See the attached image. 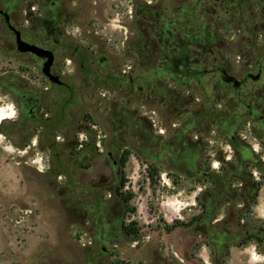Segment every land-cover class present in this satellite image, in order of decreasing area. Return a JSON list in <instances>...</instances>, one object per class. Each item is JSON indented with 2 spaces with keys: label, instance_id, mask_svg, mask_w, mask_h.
Listing matches in <instances>:
<instances>
[{
  "label": "rangeland",
  "instance_id": "obj_1",
  "mask_svg": "<svg viewBox=\"0 0 264 264\" xmlns=\"http://www.w3.org/2000/svg\"><path fill=\"white\" fill-rule=\"evenodd\" d=\"M68 3L72 15L67 30L77 35V41L89 45L95 55L98 44L109 45L104 49L109 62L106 70L100 71L104 75L98 76L97 86L85 92L83 88L88 81L92 82V76L82 82L72 75V46L65 51L59 45L47 46L53 48L55 60L63 62L64 80L72 85V92L51 86L52 94H74V106L71 107L75 112L74 153L56 144L54 150L59 153L53 161L54 172L47 169V160L53 155L47 149V142L42 143L33 136L32 142L24 144L11 133L15 108L12 98L0 88V105L6 107L11 118L0 123V264H88V261L91 264H264V176L253 165H246L244 169L250 172L253 181L260 183L256 196L254 189L233 178L229 182L231 196H224L217 204L212 201L211 219L199 223L204 218L205 193L214 187L211 174L223 175L229 163H235L234 148L226 134L229 132L228 135L243 139L264 160V136L260 140L253 131V126L260 124L245 115L243 107L238 109L240 116L232 126L226 120L220 131L217 130L216 125L222 119L215 110L228 109L234 102L218 96L213 90L215 73L192 78L189 90L175 85L182 94L191 95L192 101L183 106L187 107V113L179 114L181 108L168 110L146 92L141 97L122 96L114 82L115 71L110 66L115 64L120 68L130 63L120 44L127 33H121L114 25L110 32L75 33V0ZM163 4L171 6L172 0H163ZM259 7L257 3L256 31L215 33L216 39L222 42L218 52L232 59L217 62L229 64L230 73L236 76L241 75L248 62L247 69L256 72L257 60H236V56L246 43L255 42V46L264 47V29L261 28L264 16L258 15ZM166 13L171 18L178 17L170 11ZM131 14L128 11L125 17L129 20ZM112 18L122 19L118 15ZM16 21L19 29H26L30 23L23 13ZM112 24L121 23L112 21ZM5 35L6 28L0 18V76L16 73L33 78L38 73L36 68L23 61L30 60L31 56L12 53ZM260 61L264 63V60ZM206 67L210 68V64ZM263 78L264 69L261 80ZM46 85L50 86V83ZM68 109L64 107L61 111ZM199 111L205 113L204 118L196 117ZM121 114L123 118L117 120V115ZM138 116L145 117L152 132L162 138L160 148L149 150V155L141 154L139 149V142L143 140L141 127L144 129L148 125L144 127L138 123L130 130L124 122ZM88 122L94 127L85 129L84 124ZM180 131L196 141L200 148L197 157L199 174L189 171L187 166L172 167L161 148L166 142L165 148L170 150V138ZM79 144L92 162L89 168L75 166L72 171L66 166L65 157L75 154V160L79 159ZM107 152L120 165L114 169L115 180L110 190L103 194H111L121 206L124 196L120 193L132 194L123 222H133L137 232L126 236L121 231L116 242L101 241L92 245L90 235L95 227L90 221L83 224L76 218L74 226L70 208L73 202L91 200L82 192L92 188L88 182L90 177L97 178L101 171L108 173L110 158L106 157ZM81 174L86 177L79 184L76 178ZM121 180L124 183L118 189ZM212 236L222 240L217 258ZM87 249L94 251V255L88 256ZM97 258L102 262H97Z\"/></svg>",
  "mask_w": 264,
  "mask_h": 264
},
{
  "label": "flooded vegetation",
  "instance_id": "obj_2",
  "mask_svg": "<svg viewBox=\"0 0 264 264\" xmlns=\"http://www.w3.org/2000/svg\"><path fill=\"white\" fill-rule=\"evenodd\" d=\"M69 0H0V9L7 13L9 22L17 26L16 19L22 13L30 20L26 29H19L21 37L29 43L49 48V44L59 45L62 51L69 50L70 62L73 65V76L88 81L92 76V82H87L83 90L89 91L95 88L101 70H106L109 62L104 49L109 47L105 42L98 44V53L95 55L89 45L77 41L78 37L67 30V23L71 18ZM176 3L178 5H176ZM259 4L258 15L264 16V0H172V5L163 4V0H75V33L97 34L110 32L114 25L121 33H127L120 44L129 64L118 67L113 64L115 71L117 90L122 96L141 97L144 92L152 96L160 104L173 111L181 108L187 113V107H183L192 101L190 94H182L179 88L189 90L191 80L196 76L216 74L213 90L218 96L233 101L228 109L217 108L215 114L220 120L216 128L218 131L230 121V126L240 116L239 108H245L246 114L252 117L260 126H253V131L261 140L264 136V78L261 75L264 69V47L246 43L236 60H257L256 72L247 69L248 62L241 70V75L230 73V65L218 64L217 60H232L220 54L222 42L216 39V32H254L257 30L255 22L256 4ZM165 5V6H164ZM131 7L129 10L128 8ZM131 12L130 19L125 16ZM172 15L178 17L171 18ZM120 16L122 19L112 18ZM0 18L6 28L5 41L9 43L14 54H28L30 60H23L32 64L37 74L24 76L10 73L8 76H0V88L12 98L15 115L12 117L11 133L20 138L24 144L32 142L33 136L40 141L47 142V149L53 152L48 159V172H54L53 161L57 160L59 152L54 150L56 144L68 148L71 153L75 149V112L74 94H52L51 86L64 88L72 92V85L64 80L63 62L54 60L50 66V72L58 75L61 83H52L42 70L43 59L35 57L32 53H18L16 51L15 33L9 29L4 15ZM112 21L121 24H112ZM264 29V25H261ZM95 45V43H94ZM219 54H218V53ZM64 55V53H63ZM257 55V56H255ZM210 64V68L206 65ZM258 74V76H256ZM228 75H234L239 82L228 79ZM40 82H36V81ZM259 85H256L259 81ZM49 82L50 86L46 85ZM256 85V86H255ZM190 95V96H189ZM253 97V98H251ZM64 107H69L67 111ZM186 108V109H185ZM61 111V112H60ZM204 118L205 113L197 112ZM204 115V116H203ZM207 115V114H206ZM222 115V116H221ZM11 119V118H9ZM221 125V126H220ZM94 127L89 122L84 124L85 129ZM156 138V146L160 148L161 135L152 132ZM56 133L60 134L57 136ZM229 133V132H228ZM226 134L231 141L233 135ZM170 139L179 145V158H192L198 151L196 141L190 140L183 131L173 135ZM95 142V139L92 138ZM170 145V144H169ZM80 158L75 160V154L65 157L66 166L89 168L92 158L87 154L82 144ZM165 142L161 148L165 150ZM236 154V151L234 150ZM170 155L168 151L165 152ZM199 154V153H198ZM108 173L98 172L97 178L90 177L88 182L92 188L82 192L83 196H90L86 203L83 200L73 202L71 214L73 225L75 218L79 222L87 223L95 227L90 235V244L101 241H118L119 233L126 236L137 232L134 223L125 224L123 221L128 212V201L123 205L113 200L112 195L105 196L104 191L110 190L111 183L115 180L114 169L117 168V160L107 152ZM199 174V173H198ZM86 174L76 178V182L82 184ZM81 224V223H80ZM135 230L134 233H129ZM122 231V232H121ZM215 254H219L221 246L213 245ZM104 248H101V252ZM88 256H93L94 251L87 249ZM104 253H100L103 255ZM97 262L102 259L97 258ZM88 264H91L88 261ZM93 264V263H92Z\"/></svg>",
  "mask_w": 264,
  "mask_h": 264
},
{
  "label": "trees",
  "instance_id": "obj_3",
  "mask_svg": "<svg viewBox=\"0 0 264 264\" xmlns=\"http://www.w3.org/2000/svg\"><path fill=\"white\" fill-rule=\"evenodd\" d=\"M198 77V76H196ZM193 78H195L193 76ZM123 114L121 116L117 115V120H120L123 118ZM204 116V115H203ZM196 117H200L199 115ZM127 124L128 129L131 130L132 126H136L138 123L144 125H148L146 128H142L143 130V140H140L139 142V149L141 154L149 155V150H155L156 149V138L152 135L150 129V123L148 120H146L145 117L138 116L135 119H125L124 121ZM145 127V126H144ZM232 147L236 151L235 154V163H229L228 167L226 168L223 175L218 174H211V179L213 180L214 187L211 192H206L205 196L206 198L202 202V206L204 208V218L201 223H206L211 219V203L212 201H215V203H220L224 196H231V189L229 187V182L231 179L235 178L243 182L245 187H249L252 190L254 189L255 193L254 196H256L258 189H259V182L253 181L252 176L250 172H246L244 167L246 165H253L257 168V170L260 171L261 175L264 176V160H262L259 156H257L250 148V146L241 138H233L230 141ZM166 144V142H165ZM170 144V145H169ZM198 146V145H197ZM165 147V146H164ZM168 147L170 150H163L164 152L168 151L170 153L169 156L166 155L167 160L170 162L171 166L178 169L181 167H188V170L193 171L194 173L198 174L200 173V169H198V153H199V146L197 153L189 159H181L179 158V145L174 142V140L170 139L168 143ZM122 163H124V158L122 159ZM124 180H121L118 186V189H121L123 186ZM130 193L122 195L120 193V196L122 197V201H129L131 198ZM199 224V225H200ZM135 230H130L129 233H134ZM211 241L213 245L220 246V243L222 240L216 239V236L211 237ZM215 253V251H214ZM216 258L219 256V254H215Z\"/></svg>",
  "mask_w": 264,
  "mask_h": 264
},
{
  "label": "water",
  "instance_id": "obj_4",
  "mask_svg": "<svg viewBox=\"0 0 264 264\" xmlns=\"http://www.w3.org/2000/svg\"><path fill=\"white\" fill-rule=\"evenodd\" d=\"M0 14L4 15L5 20L8 22L9 29L15 33L16 51L18 53L29 52L32 53L35 57L43 59L44 62L42 63L41 67L42 72L47 75L50 82L60 84L62 81L59 76L53 75L50 72V66L54 60L53 51L24 40L21 37L20 31L17 26L9 22V16L7 15V13L0 9ZM256 76H258V74ZM228 79L233 80L235 83L239 82V80L234 75H228Z\"/></svg>",
  "mask_w": 264,
  "mask_h": 264
},
{
  "label": "bare ground",
  "instance_id": "obj_5",
  "mask_svg": "<svg viewBox=\"0 0 264 264\" xmlns=\"http://www.w3.org/2000/svg\"><path fill=\"white\" fill-rule=\"evenodd\" d=\"M8 118H10V114L9 112H7L6 107L0 105V123Z\"/></svg>",
  "mask_w": 264,
  "mask_h": 264
}]
</instances>
